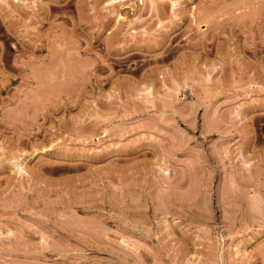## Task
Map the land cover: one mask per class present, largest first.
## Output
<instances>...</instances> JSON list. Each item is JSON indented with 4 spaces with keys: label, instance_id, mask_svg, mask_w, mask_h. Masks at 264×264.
Returning a JSON list of instances; mask_svg holds the SVG:
<instances>
[{
    "label": "rangeland",
    "instance_id": "1",
    "mask_svg": "<svg viewBox=\"0 0 264 264\" xmlns=\"http://www.w3.org/2000/svg\"><path fill=\"white\" fill-rule=\"evenodd\" d=\"M0 264H264V0H0Z\"/></svg>",
    "mask_w": 264,
    "mask_h": 264
},
{
    "label": "bare ground",
    "instance_id": "2",
    "mask_svg": "<svg viewBox=\"0 0 264 264\" xmlns=\"http://www.w3.org/2000/svg\"><path fill=\"white\" fill-rule=\"evenodd\" d=\"M116 1H118V0H111L112 3L116 2Z\"/></svg>",
    "mask_w": 264,
    "mask_h": 264
}]
</instances>
